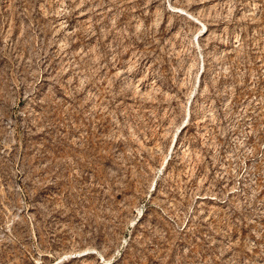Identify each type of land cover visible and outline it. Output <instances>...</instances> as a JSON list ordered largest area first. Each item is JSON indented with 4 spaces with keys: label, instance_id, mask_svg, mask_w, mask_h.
<instances>
[{
    "label": "rangeland",
    "instance_id": "1",
    "mask_svg": "<svg viewBox=\"0 0 264 264\" xmlns=\"http://www.w3.org/2000/svg\"><path fill=\"white\" fill-rule=\"evenodd\" d=\"M0 264H264V0H0Z\"/></svg>",
    "mask_w": 264,
    "mask_h": 264
},
{
    "label": "bare ground",
    "instance_id": "2",
    "mask_svg": "<svg viewBox=\"0 0 264 264\" xmlns=\"http://www.w3.org/2000/svg\"><path fill=\"white\" fill-rule=\"evenodd\" d=\"M82 254H83V253L78 252V253H74L73 255L71 254V255H69V256H70V257H71V256H74V257H80ZM66 257H67V256H66Z\"/></svg>",
    "mask_w": 264,
    "mask_h": 264
}]
</instances>
